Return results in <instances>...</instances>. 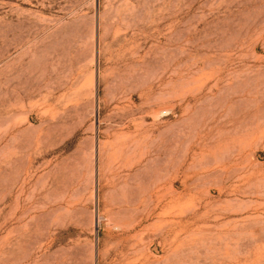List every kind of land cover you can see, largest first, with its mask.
<instances>
[{"label":"rangeland","instance_id":"1","mask_svg":"<svg viewBox=\"0 0 264 264\" xmlns=\"http://www.w3.org/2000/svg\"><path fill=\"white\" fill-rule=\"evenodd\" d=\"M0 264H264V0H0Z\"/></svg>","mask_w":264,"mask_h":264},{"label":"water","instance_id":"2","mask_svg":"<svg viewBox=\"0 0 264 264\" xmlns=\"http://www.w3.org/2000/svg\"><path fill=\"white\" fill-rule=\"evenodd\" d=\"M96 231H98V227H97V224H96Z\"/></svg>","mask_w":264,"mask_h":264}]
</instances>
